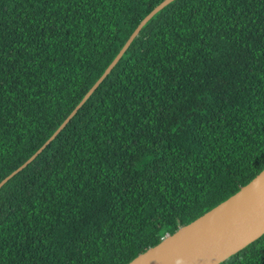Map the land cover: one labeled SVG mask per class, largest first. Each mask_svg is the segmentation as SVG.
<instances>
[{"label": "trees", "instance_id": "obj_1", "mask_svg": "<svg viewBox=\"0 0 264 264\" xmlns=\"http://www.w3.org/2000/svg\"><path fill=\"white\" fill-rule=\"evenodd\" d=\"M161 1L0 0V181ZM263 168L264 0H173L0 187V264H126Z\"/></svg>", "mask_w": 264, "mask_h": 264}, {"label": "water", "instance_id": "obj_2", "mask_svg": "<svg viewBox=\"0 0 264 264\" xmlns=\"http://www.w3.org/2000/svg\"><path fill=\"white\" fill-rule=\"evenodd\" d=\"M173 0H162L146 14L118 53L51 136L20 166L0 181V187L30 163L62 130L99 83L111 71L143 25ZM264 233V168L238 191L191 222L167 234L126 264H219Z\"/></svg>", "mask_w": 264, "mask_h": 264}]
</instances>
